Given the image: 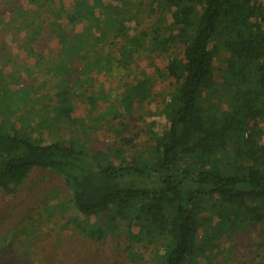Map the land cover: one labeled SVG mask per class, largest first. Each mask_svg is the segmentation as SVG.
Returning a JSON list of instances; mask_svg holds the SVG:
<instances>
[{
    "label": "trees",
    "instance_id": "1",
    "mask_svg": "<svg viewBox=\"0 0 264 264\" xmlns=\"http://www.w3.org/2000/svg\"><path fill=\"white\" fill-rule=\"evenodd\" d=\"M8 34L30 54L40 42L43 48L57 43L60 53L40 56L56 81L55 105L30 97L32 87L11 91L0 72V115H7L0 122L3 196H15L36 170L53 172L70 192L82 236L100 242L109 233L132 246H158L152 264H212L222 237L264 224V7L258 0H0V39ZM141 52L167 56L165 70L155 72L173 86L157 113L164 131L134 157L123 150L132 145L128 138L90 153L84 141L97 121L120 133L113 122L144 107L152 79L127 85L123 110L109 108L93 126L74 118L73 99L85 95L90 111L97 109L107 99L104 91L83 94L93 85L90 75L113 78ZM62 122L67 138L55 135ZM263 248L264 229L258 251Z\"/></svg>",
    "mask_w": 264,
    "mask_h": 264
},
{
    "label": "rangeland",
    "instance_id": "2",
    "mask_svg": "<svg viewBox=\"0 0 264 264\" xmlns=\"http://www.w3.org/2000/svg\"><path fill=\"white\" fill-rule=\"evenodd\" d=\"M259 2L264 7V0ZM141 19L147 27L150 26L147 17L142 16ZM23 46L12 34L0 39V72L7 75L5 78L8 88L16 92L32 87L34 91L30 97L40 98L48 106L55 105L56 81L46 68L48 64L42 63L40 56L57 57L60 53L59 45L54 43L52 47L50 45L43 48L42 42L37 43L33 54ZM166 65L167 56H144L141 52L130 70H116L113 78L105 74L90 75L93 85L85 87L83 94L86 93L87 97L92 92L104 91L107 101L102 99L105 102L98 103V108L90 111L85 95L73 99L74 118L89 126H93L94 120L100 119L113 106L122 111L121 96L126 86L134 85L137 78L152 79L153 88L142 109L131 114L122 113L113 122L114 128L120 129V133L110 130L106 122L99 124L97 121L84 141V146L90 153L107 152L111 147H119L122 138L132 140L130 147L124 145L123 148L127 157L148 152L152 145V135L160 134L166 127L157 113L172 94L173 86L170 80L162 79L155 73L158 69L164 71ZM216 67H220V64L216 63ZM79 72L78 66L71 75L72 78ZM13 75L15 80L10 82ZM216 81L222 82L219 73H216ZM226 109L227 105L223 104V110ZM112 117H108L110 123ZM5 118L7 115H0V122ZM122 121L123 127L120 125ZM65 124L67 123L60 124L55 135L60 138L70 135ZM259 127L264 130V120L260 121ZM43 140L47 143L50 139L44 136L42 142ZM73 208L70 192L65 187L63 178L53 172L34 171L15 196H3L0 193V264H152L155 260L158 246L149 249L132 246L133 244L125 241V236L114 237L109 233L100 242L82 236L74 224L77 213ZM104 220L105 218H101L93 222L103 223ZM262 229L264 224L233 235L226 234L219 241V248L215 250L218 255L212 264H264V248L258 251ZM125 230V227L120 226L118 234L121 235ZM199 264L210 263L200 260Z\"/></svg>",
    "mask_w": 264,
    "mask_h": 264
},
{
    "label": "built area",
    "instance_id": "3",
    "mask_svg": "<svg viewBox=\"0 0 264 264\" xmlns=\"http://www.w3.org/2000/svg\"><path fill=\"white\" fill-rule=\"evenodd\" d=\"M259 1V0H258ZM261 4V2H259Z\"/></svg>",
    "mask_w": 264,
    "mask_h": 264
}]
</instances>
